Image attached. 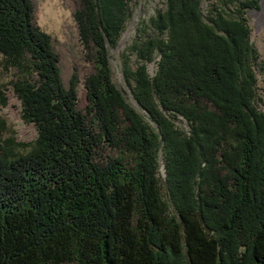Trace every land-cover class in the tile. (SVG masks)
I'll use <instances>...</instances> for the list:
<instances>
[{
    "label": "trees",
    "instance_id": "1",
    "mask_svg": "<svg viewBox=\"0 0 264 264\" xmlns=\"http://www.w3.org/2000/svg\"><path fill=\"white\" fill-rule=\"evenodd\" d=\"M60 1L69 57L36 0H0V103L10 84L36 130L14 141L0 118V264H264L258 0H162L121 58L141 112L108 61L130 0Z\"/></svg>",
    "mask_w": 264,
    "mask_h": 264
},
{
    "label": "rangeland",
    "instance_id": "2",
    "mask_svg": "<svg viewBox=\"0 0 264 264\" xmlns=\"http://www.w3.org/2000/svg\"><path fill=\"white\" fill-rule=\"evenodd\" d=\"M206 2L207 0H202V7ZM161 5L162 0H130L129 15L117 43L107 48L111 80L121 91L125 100L139 112L141 110L133 99L130 87L123 76L121 58L125 55L131 65L135 64L136 56L130 51L128 45L137 35L148 30L149 16ZM246 16L250 29L249 40L259 54V58L264 62V0H258L257 8L247 9ZM36 21L43 30L55 37L56 45L61 52H64L65 57L77 51L74 22L69 9L60 0H36ZM154 68V60L146 63L148 74H152ZM256 76V103L264 109V71L257 70ZM7 78L0 70V82L7 83ZM1 90L5 97V103H0V118L4 133L11 134L14 141L30 142L36 136L34 126L21 119L19 102L10 84H5ZM175 123L180 127H186L182 119L175 120ZM159 174L162 175L161 165Z\"/></svg>",
    "mask_w": 264,
    "mask_h": 264
}]
</instances>
